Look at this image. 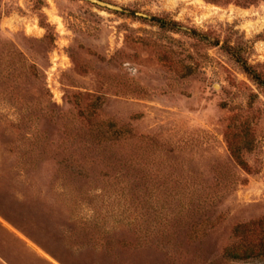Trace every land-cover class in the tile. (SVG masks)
Here are the masks:
<instances>
[{"label": "rangeland", "instance_id": "1", "mask_svg": "<svg viewBox=\"0 0 264 264\" xmlns=\"http://www.w3.org/2000/svg\"><path fill=\"white\" fill-rule=\"evenodd\" d=\"M106 1L0 0V264H264V0Z\"/></svg>", "mask_w": 264, "mask_h": 264}, {"label": "trees", "instance_id": "2", "mask_svg": "<svg viewBox=\"0 0 264 264\" xmlns=\"http://www.w3.org/2000/svg\"><path fill=\"white\" fill-rule=\"evenodd\" d=\"M246 72H249L245 69ZM111 125V124H110ZM97 128V129H96ZM95 132L100 137H109V138H120L124 136L127 132V129L123 128H110L100 129L97 126L95 127ZM231 154L233 158L239 163L244 164V159L242 158L238 148L229 145ZM234 233L242 236L246 239L247 243L236 249H228L226 251L228 256L235 258H246L252 256H262L264 257V217L251 220L245 223H239L234 226ZM256 239V242L251 241L250 237Z\"/></svg>", "mask_w": 264, "mask_h": 264}, {"label": "water", "instance_id": "3", "mask_svg": "<svg viewBox=\"0 0 264 264\" xmlns=\"http://www.w3.org/2000/svg\"><path fill=\"white\" fill-rule=\"evenodd\" d=\"M89 1H92V2H94L96 4H99V5L107 6V7H110V8L122 9L121 5H119L117 3L109 2V1H106V0H89ZM139 13H142V12H139Z\"/></svg>", "mask_w": 264, "mask_h": 264}]
</instances>
